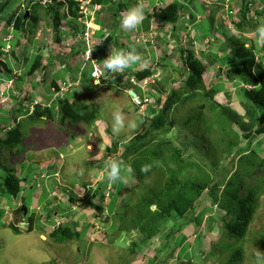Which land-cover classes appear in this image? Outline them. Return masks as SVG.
Listing matches in <instances>:
<instances>
[{"label":"rangeland","instance_id":"374dc122","mask_svg":"<svg viewBox=\"0 0 264 264\" xmlns=\"http://www.w3.org/2000/svg\"><path fill=\"white\" fill-rule=\"evenodd\" d=\"M76 1H78L81 6H85L86 2L81 1L80 3L79 0ZM114 1L115 4L112 2L114 5V12L108 4L109 1L102 7L104 9V14L112 16V14L115 13L118 18L117 21L121 18L119 15L120 11H127L126 8H129V6L131 7V5L133 6L138 4V0ZM121 1L127 4L126 8H119L118 5ZM208 2L212 3L210 0H193L192 4H185L186 10H190L187 16L189 20L190 15H194L195 17L199 16L198 18H200L196 26V37H199L198 39L200 41H195V48L198 50V55L200 52L202 55L206 56L210 54L212 55L213 53L216 55L217 51H220V48L211 50L209 45H207L208 42L201 39L202 37H208L213 40L215 35L219 38L218 43L228 45L224 39H226V37H230L234 38V40L240 39V41L244 43L249 50H251L252 46L256 49H260L261 46L255 43V36L253 35V32L257 28L255 27V24H264V15L257 17L254 11L255 17H250L252 24L247 28L244 27L239 32L235 31V33H233L234 30H224L221 28L220 23H218L217 20L213 23L207 17L206 9L208 10L210 7V4H207ZM263 6L264 4H261V7ZM38 7H40V5H38ZM90 7L93 11L92 14L96 12L93 5ZM31 9L32 8L28 6L27 10L23 11L25 15L24 17H26L27 11H32ZM59 9L61 12L66 11V6L60 7ZM87 9L89 8H86L85 12H87ZM111 12L113 13L111 14ZM92 14L89 19L90 23L92 19H94ZM41 17H44L43 20H47L49 16L42 11ZM189 22L190 21L187 20L186 24H189ZM210 23L213 24L210 25ZM117 25H119V23ZM173 25L175 26L176 24ZM5 27L4 22L0 23V50L1 48H5V46H7V43L3 41V38L7 34ZM169 30L171 31L172 29L169 28ZM98 32L99 31H97V34ZM178 34L182 36L184 31H179ZM241 34H243V36H240ZM12 35L16 39H13L8 44L12 46L13 50H17L19 48L16 42L17 39H21L23 42L26 40V43L28 41L27 37L26 39H24V37L21 38V34L19 32H13ZM129 35V31L123 29L122 39L130 41ZM181 39L182 37H180V40ZM158 40L161 42L162 38L160 37ZM180 40L179 42L181 43ZM212 40H210V44L211 42L216 41ZM111 42L112 41L110 39L109 43ZM131 42V47L135 48L137 53L138 51H141L139 53L140 57H148L146 68L142 67L140 69H151L153 72L152 78L149 82H146L149 84L146 88L148 89V93L150 92L151 85L154 89H163L165 93L162 97L164 96L165 98L171 92V89H174V86L177 88L183 85L181 76L177 71L176 61L170 60L169 62H171V64H166L165 62L164 65L160 64V61H153L154 63H149V61L154 60L155 53L153 52V49L151 47L149 49L144 48V46L141 47V45L136 46L135 44L138 43L135 39L131 40ZM145 45L149 47L150 43L147 42ZM36 46L35 48H37ZM28 47H30L29 41L24 46V49ZM131 47H127V51H129V49L131 50ZM262 47L264 48V46ZM160 48L164 47L160 46ZM24 49H22V52L24 51L25 53H21L20 56H22L23 59L29 57L25 62L22 63L21 60L17 59L15 61L11 60V63H14L15 65L10 68V72L7 71L5 67L0 66V72L2 74L9 72V75L12 77L7 80L2 74L0 75V118L4 117L3 120L0 119V123H3L4 126H6V128L0 131V137H3L2 133L11 128V124L14 122L11 121V119L13 120L14 118H16L15 124H17L21 133V143L17 149L11 152L7 150L4 154L2 153L0 155V165L3 167L0 168V176L4 177L5 175H8V170H12L13 172L18 171L19 176L23 177L21 196L18 197V200L21 201L24 198L23 202H21L25 207L29 208V214L37 213L38 209V216H40L46 215V213L50 210H54L67 219H74L75 222L78 224L80 223L79 225L85 226L86 223H90L93 225V231L89 233L84 232L80 226L77 229V231L83 236L80 240H67L66 242L59 244L49 238V234L38 230L39 228H44L42 220L39 218L35 222L33 231H27L26 229L28 226L25 223H22L18 224L20 234H16L9 227H7V222H10V216L8 213L10 212V209H14L16 205L13 204L12 198L5 197L3 198L4 200H0V264L129 263V259L132 257L131 247L141 243L144 239L143 236L138 230L130 232L123 230L111 231L110 228L113 223L124 221L120 219L119 210L124 204V200H126L129 196V189L135 185L134 177L131 176L130 173L127 174L125 171V174L122 171L126 182L110 184L106 181V185H104V179L101 180L98 177L99 170L103 168L106 160L116 159L122 161L121 155L123 152V146H126L129 140H131L137 132L141 131V126L146 122V118L149 113L145 111L146 107H135L133 105L135 103V99L130 97L129 92H127V86H129L127 80L119 86L111 84V86H108L107 90L104 87H100L98 89L91 88V82L88 79L90 65H82L83 63L80 62L78 69L71 73L76 74V72L80 70L79 72L82 73L81 78L83 79V82L80 84L81 94L85 93V96L89 97V99L87 100V98L83 97L81 100L79 99L75 102H79L83 105L86 104L88 107L90 106L89 103L91 101H95L99 104L97 110L98 114L95 121L91 125L82 122L78 124V122L73 123L69 119L63 120L61 116L58 117V114V116H55L53 121L42 119L33 122L29 120L26 116V114L30 111L27 106L28 102L24 103L23 101H25L26 98L22 97L23 99H21V96H19L20 92L18 86H20L21 89H25V92L27 93L25 95L27 96L34 92L32 96H41L43 100L50 101L51 99H54V89L51 86V80H56L60 77V75H63L66 70L62 73L58 72L49 76L44 74L45 71H37V69L33 74L28 75L27 72L29 71V64L32 59H35V55L30 54L29 51ZM232 49H234V46ZM104 50L105 49L100 50L101 53L99 54V58L102 61L105 59L106 54ZM116 51H118V48ZM47 55V51H44L43 56L45 57L41 58L42 61L40 65H46L45 61L47 60L45 58ZM217 56L219 57V54ZM5 58L6 56L4 58L0 57V60L4 61ZM201 60L203 62H208L205 58H201ZM261 60L260 64H256L254 66L255 75L262 70L264 57H262ZM212 61L213 59L209 57V62ZM138 65L140 64L137 63L132 66L134 67ZM173 65H175V68ZM214 65L216 66L217 64L215 63ZM221 68L222 69L220 70L219 67H214L212 70H209L205 76V84L208 89L212 88V84L210 83L212 81V83H216L214 85L215 89L222 91L221 94L214 96L213 102L203 101L198 98L194 102H187L182 106L173 107L167 114L168 120L176 119V123L174 127L167 132L164 138L169 140L173 147L180 150L185 155V158L191 155L192 161L194 159L193 155H197L198 152L200 154V151L198 149H194L191 144H195L196 148L203 145V148L205 149L203 152H205L210 143L207 138L198 139L200 133L197 130V127L202 129L200 122L196 121L195 125L197 127L194 126L193 122H191L194 128L193 130H190L191 144L188 145L183 140L184 132H179V127L181 124L186 123V120L191 121V117L199 111L198 108L202 107L203 117L207 116L211 119L215 113L221 114V109H219L220 107H229L226 109H228V111L229 109L232 110L235 114L233 112L232 113L238 116L239 122H243L245 120L244 107L246 108V103L240 87L241 84L237 81L228 84L229 82L226 81L228 84L226 86L227 89L224 88L226 82L223 83L222 81L227 80L228 67L222 65ZM217 71L219 73L221 72L222 76H219ZM131 88H133V90L140 96L141 93L138 87ZM155 96L159 97V94L155 93ZM21 100L23 104L19 106V101ZM55 105L57 110H60V103ZM115 107H120L125 112L127 118L135 122L137 125L134 129H126L120 134L119 138L112 136L110 130H106V134H108L107 136L104 135V128L111 124L110 111ZM159 108L160 106L153 107L156 111H158ZM258 116L260 118L264 117V110H259ZM100 119L105 120L106 124L98 125L96 122ZM194 120L195 119H193V121ZM234 130L238 132V137H240L241 140L234 151L228 152L222 146L214 147V145H212V147H210V151L214 149L217 152H213L204 163L197 162L206 169V172L211 176V178L214 176L210 169L211 165H213L212 168H215L218 171H223L230 167V172L227 175V177H229V174L231 171L236 169V165L238 163V157L234 154L238 149H247L248 151L245 152L246 155H250L249 149H255L259 153L257 160L264 157V133L260 136H256L251 144H247L241 138L242 132L240 131L237 123L234 126ZM196 138L197 140H195ZM209 141H213V139L210 138ZM263 170L264 168L260 169L257 172V176L245 183L246 185L250 184L252 186L256 185V183L263 185L259 186V193L257 195V197H259L257 199L258 207L254 214L253 221L248 225V231L243 240L233 241V239L228 238L227 233L223 228H225L224 223L228 222L229 219L223 221L219 218L221 211L215 210L216 207L210 202L205 203V207H210L212 209V213L209 214L207 211L202 210L204 209V205H199V207L197 206L195 213L191 212V219L193 220L195 215H198L200 211L202 214L201 226H196L197 224L193 223L192 226L189 225L190 227L184 228L182 232L177 234L173 242V247L176 248L175 254L171 257L162 258V264H201L203 260V264H220L228 259L230 252L233 249L242 250V261L239 264H258L257 255L259 252L264 254V241H261V236L264 235V183L258 180L260 173ZM99 183L103 189L101 190L100 195L95 196L94 192L96 187L100 185ZM244 187L245 185L241 186L242 197H244L247 193V189ZM64 194L65 201H63ZM69 196L74 200L75 197L77 198L76 202L71 206L68 204L70 199ZM90 200L94 205H97L102 200L104 216H101V218L104 219L109 217L110 219H108V225L101 223L98 219H95V217L90 214L91 212H82L79 209V207L81 208ZM106 203L108 211L105 208ZM18 205H20V202ZM72 206L74 210L70 208ZM113 207L114 209L112 211ZM151 209L153 210L154 207H151ZM110 211L112 212L109 213ZM209 217L215 218L216 221L211 227ZM35 218H37V216ZM104 233H107L105 237L103 236ZM183 238L186 239L182 241ZM154 240L153 242L151 240L149 244L150 247L147 248L143 254H139L138 259L144 258V255H147V253L154 249ZM127 241H131V243L128 244L126 243ZM217 243H220V245L215 249V245ZM227 244H231L232 247L225 248L224 245L227 246ZM134 251L139 252V249L135 247ZM198 251L208 253V255H204L205 258L201 257L200 259H195L194 253H197ZM166 252L167 251L164 253ZM164 253L162 255H164Z\"/></svg>","mask_w":264,"mask_h":264},{"label":"trees","instance_id":"16d2710c","mask_svg":"<svg viewBox=\"0 0 264 264\" xmlns=\"http://www.w3.org/2000/svg\"><path fill=\"white\" fill-rule=\"evenodd\" d=\"M53 1L55 5L48 6L47 4H42L43 0H0V21L4 22L6 27H13V32L23 33L27 27L29 29L27 32L33 34L38 29L42 28L39 25V16L41 11H44V13L50 17V20L45 24L48 26L52 25V30L55 31L58 29V25L63 17L59 9L63 2L59 1V3H57V0ZM108 1L110 0H92V3L103 4ZM188 1L189 0H186V2ZM244 2L243 5L236 7L239 8L238 12L240 19L236 23V28L239 30L251 25V18L249 19V17L252 14L250 11L252 8H250L249 5L252 4L253 7H256L258 3L260 5L264 4V0H244ZM67 3L71 9L69 11L70 14L72 16L76 15L79 3L76 0H67ZM219 3L224 4V0H220ZM20 4H24L27 8L28 6L32 8V11H28L29 15L27 17H24L23 11H20L19 14L14 11L16 6ZM220 4H210L209 9H206V11H208L207 17L213 23L221 16L218 7L221 6ZM38 5H40V7H38ZM27 8L25 10H27ZM180 14V6L176 3H172L154 11L153 16L159 21L174 24L179 20ZM256 15L257 17L263 16L264 7L258 9ZM195 22L196 20L193 18L189 23L193 25ZM213 23H210V25ZM196 26L195 24L194 27L196 28ZM225 42L228 45L223 43L219 44L218 42L211 44V48L213 49H217V47L220 48L219 50L222 49L221 53H219V57L215 54H210L208 56L202 55L201 52L200 57H195L192 52H188L185 58L183 57V52L180 53L179 58L176 57L177 61L181 60L183 63V67L178 69L184 82L183 85H181L179 89H173L165 98L164 96L162 97L164 92L162 90H157V92H159V99L157 101L160 106L159 110L156 111L148 108L147 112L149 115L146 118V122L148 123H143L141 131L137 132L126 146H123L121 160L124 162L125 167L122 171L123 173H125V171L127 174L130 173L131 176L134 177L135 185L129 189V196L124 200V204L119 210L120 219L125 222L120 221L119 223H113L110 230H123L128 232L138 230L144 238L141 243L131 247L132 257L129 259L130 262L126 264H162V258L173 256L176 250V248L173 247V242L177 234L182 232L184 228L190 227L189 225L192 226L193 223H196V226H201L202 214L200 211L198 215H195L193 220L191 219V212L195 213V209L197 206L199 207V205H204V209L202 210L211 214L212 209L210 207H205V203L210 202L216 207L215 210L221 211L219 218L223 221L229 219L228 222L224 223V227L227 231V237L230 239L243 240L248 231V225L253 221L254 214L258 207L257 199L259 197H257V195L259 193V186L263 184L256 183V185L252 186L250 184L246 185L245 183L257 176V172L264 168V157L257 160L259 153L255 149L251 150L248 148L250 155H246L245 152L248 151L247 149H238L234 153L238 157V163L236 169L231 171L232 174H229V177H227V175L230 172V167L223 171H218L212 168L213 165H211L210 169L214 174L213 178H211L206 172V169L201 166V164L197 163H204L213 152H217L214 149L210 151L212 145H214V147L222 146L228 152L235 150L241 141L240 137H238V132L234 130L236 123L242 132L241 138L247 144L253 142L256 137V131L264 125V117L260 118L258 116V111L264 110V64L262 65V70L255 75L253 72L255 60L252 53L254 48L252 47L251 51L247 49L242 42L230 37H226ZM231 46H234V49H232ZM11 54L16 58L13 50ZM209 57L213 59V61L215 60V62H209ZM41 58V56L35 57L32 64L29 66L28 75L33 74L41 66ZM201 58H205L208 62H203L200 60ZM218 61L220 65L222 64L228 67V82L237 81L242 86V94L246 103V108L244 107L245 120L239 122L238 116L234 115L235 113L232 110L229 109L228 111V109H226L229 107H220L221 114L215 113L211 119L207 116V118L203 117L202 107L198 108L199 111L191 117L192 120H186V123L181 124L179 127V132H184L183 140L188 145L191 144L190 130H193L194 126H196V121L200 122L202 129L196 126L200 133L198 139L207 138L210 143L205 152H203L205 150L203 145L196 148L195 144H191L194 149L200 151V154L197 151V155H193L194 159L192 161L191 155L185 158V155L180 150L173 147L171 142L164 138L167 132H169L176 123V119H172L173 121L168 120L167 114L173 107L182 106L187 102H194L198 98L203 101L213 102L214 96L222 91L215 89L214 84L211 89H208L205 84V76L211 69L210 67L212 64ZM0 64L10 72V66L8 64L5 65L1 62ZM9 72L4 74L0 72V75L2 74L4 78L9 80L12 78ZM217 74L219 73L217 72ZM149 75L150 71L146 69L136 74V77L139 81H142ZM122 79L123 76L121 74H115L111 78V83L119 86L121 85ZM227 85L226 83L224 88L227 89ZM247 86H250V89H248ZM18 88L19 91L23 92L20 86H18ZM28 98L29 100L36 99L32 94L29 95ZM39 100L40 103L34 106L33 113L27 116V118L33 122L42 119L53 121L56 112L60 114L63 120L69 119L73 123L83 122L89 125H91L97 117L98 107L96 105L86 108L85 105L79 102L70 103L69 100L65 99L60 103V110L55 111L54 109L50 110L49 108L42 107L40 104L43 99ZM0 119L3 120L4 118L2 117ZM193 119L195 120L193 121ZM11 121H14L13 124H11V128L2 133L3 137H0V155L7 150L10 152L16 150L21 143V133L17 124H15L16 118L13 120L11 119ZM191 122L194 123V126ZM4 128H6V126L0 123V131ZM210 138H212L213 141H209ZM195 140H197V138ZM145 165H152L150 171H142ZM0 168H3L2 165H0ZM129 168L131 171H129ZM8 171V175L4 177L0 176V200L9 197L14 199V202H18V197L21 196L23 177H19L18 171ZM258 180L264 183V170L260 173ZM106 181L107 179H104V185L107 184ZM242 185H245L244 188L247 189V193L244 197L241 196ZM102 189L103 187L101 184L97 186L95 196L100 194ZM63 198V201H65V194ZM69 198L68 204L71 206L76 202L77 198L75 197V200L70 196ZM23 199L21 201H23ZM151 207H154V209L152 210ZM105 208L108 211L107 203ZM79 209L82 212H91L90 214L93 215L95 219L108 225V219L110 218H101L104 214L102 200L97 205H94L90 200L81 208L79 207ZM113 209L114 207L112 211ZM53 212L54 210H50L46 215L39 217L40 220H42L44 228H39L38 230L44 233L49 232L50 226L55 218ZM209 218L211 227L216 221L215 218ZM35 222L34 213H26L25 215L22 207H17L13 211L10 223L8 222V227L14 233L20 234L18 224L26 223L28 225L26 230L31 232L34 230ZM73 222H75L74 219H68L66 225H61L58 229L51 231L49 233V238L59 244L67 240H80L83 236L76 230L78 224L73 225ZM82 227L84 232L89 233L93 231V225L90 223H86L85 226ZM106 235L107 233L103 234L104 237ZM154 239H157L156 242ZM185 239L186 238H183L182 241ZM151 240L152 242L154 240V249L147 253V255H144L145 259H138L139 254H143V252L150 247L149 244ZM261 241H264V235L261 236ZM219 245L220 243H217L215 249ZM135 247L139 249V252L134 251ZM224 247L230 248L232 245H224ZM165 251L167 252L164 253ZM163 253L164 255H162ZM204 255H208V253L198 251L194 253V258H205ZM241 261L242 250L233 249L228 259L220 264H239ZM203 263L204 260L201 264Z\"/></svg>","mask_w":264,"mask_h":264},{"label":"clouds","instance_id":"9594fccd","mask_svg":"<svg viewBox=\"0 0 264 264\" xmlns=\"http://www.w3.org/2000/svg\"><path fill=\"white\" fill-rule=\"evenodd\" d=\"M59 1L60 2L62 1L63 2V4L61 5V7L66 6V9H65L66 11H62L61 12L63 14V17L61 18V22L59 23L58 29L55 30V32H57L58 34H62L64 31H66L65 27H63V22L66 19H69V17H71L74 20H77L79 23L82 24L81 27H83V30L79 34H77L76 37H77L78 43L83 46V50H82V53L80 55L81 59H83V62L85 64H89L90 65V69H89L90 71H89V74H88V78L92 82H95L94 83V85H95L94 88H97L98 89L100 87L101 88L104 87L107 90L109 85L110 86H111V84L114 85L113 83H111L112 82L111 81V78L115 74H120L121 73V75L123 76V79H122L121 84H123L124 81L127 80L128 81V84H129V86H127V92H133V93H135V97H132V98L135 99V103L133 104L135 107H138V106H142V108L143 107H146L145 108V111H148V108L154 110L153 107L159 106L158 105V102H157L158 99H159V97H156L155 96V93L158 94L159 92H157V90H160V89H158V88L154 89V87L151 86V85H150V92L149 93L147 92L148 89H146L149 86V84H147L146 82H149V80L153 76L152 70L149 69L150 75L147 76L142 81H139L137 79L136 74H138V73H140V72H142L144 70L138 71L135 75H132L131 77H130L129 73L125 71L126 69L130 68L132 65L136 64L137 62H139L141 60V57L136 52L135 48H132L129 51H114L113 52L111 50V54L110 53L105 54V57H107V58L103 60V63L99 59V56L97 54V52H98L97 48H99V51L102 50V49H105L106 40L105 41H101L99 43V47H97L98 46V43H97V39H96V29L94 27V25H96L95 24V19L96 18L94 17V19H92V21L90 23L89 19L91 18V14L93 12L92 11V8L90 6L93 5V7L96 9V12H99L100 11V8H101V10L103 9L102 6L105 5V3H103V4H94V3H92V0H79L80 3H81V1L86 2L85 3V6H81V4H79V6H78L79 7L78 8V12H76V15H73L72 16L70 14V12H69L71 9L68 6L67 0H57V3H59ZM176 1H182V4L180 5ZM210 1H212V3H209L208 2L207 4H213V5H217V3L220 4L219 3L220 0H210ZM192 2H193V0H189L188 2H186V0H174V1H172V2L169 3V4L176 3L181 8V14L179 16V20L174 23V24H176L175 26L173 25V23L159 21L158 19H156L153 16V13L154 12H152V17L154 18V21L155 22L156 21H159V22L163 23L164 24L163 26L167 27V29H166L167 31L165 33L163 32L162 33L163 35H161V34H159L157 32V30L152 31L150 29L151 31L149 30V32L147 34L143 35L140 38L141 42H143L142 45H144V47H146L148 49L151 47L153 49V52L156 51L158 49V47L160 48L161 44L163 43V45L165 47V51L162 52V55L165 54V56L162 57L161 60H159L160 61V64L164 65L165 62H166V64H171V62H169V61L170 60H174V61L177 62V64H176L177 71H178V69H180V68L183 67L182 61L181 60L177 61V59H176V57L179 58L181 52L184 53L183 54V57L184 58L186 57V55L188 54V52H192L195 55V57H198V56L200 57V55H198V50L195 48V44H196L195 41H197V40L200 41V40L198 39L199 37H196L197 36V34H196V28H193L194 25L195 24L197 25L198 21L200 20V18H198L199 16L195 17L194 15H190V20H193V18H195L196 22L193 25L190 24V23L189 24H186V21L189 18H187L188 14H186V12H185L186 11L185 4L188 3V5H190V4H192ZM224 3L225 4H220L221 6H218L219 7V11L221 13V16L217 18V22L220 23V26L223 25V26H221V28L224 29V30L225 29L226 30L227 29L228 30H234L233 33H235V31L236 32L241 31L242 29L239 30V29L236 28V23L240 19L239 18V12H238L239 11V8H236V7L243 5L245 3L244 0H238V1H235V0L234 1L233 0L232 1L231 0H224ZM42 4L43 5H46L47 4L48 6L55 5L53 0H43ZM158 4H159V6L155 7V9L153 11H157V10H159V9L164 8L165 6H167V5L162 4V3H158ZM126 6L127 5H125L123 8H126ZM259 6L260 7H258V9L264 7V6L261 7L260 4H259ZM249 7L252 8L250 10L251 13H252L251 14L252 17L251 16L250 17L251 18H254L255 17L254 16V11L256 13L257 6L256 7H253L252 4H250ZM26 8L27 7L24 4H20V5L16 6V8L14 9V11H16L17 14H19L20 11H24ZM86 8H89V9H87V12H85V9ZM126 9H127L126 12L121 13L122 16H121V18L119 20V26H120L121 29H124V30H127V31L131 32V31H134V30L138 29L142 25L143 21L146 18V13H145V10H144L143 6L142 5H139V4L133 5L132 7L129 6V8H126ZM96 12H94L92 15L95 16V13ZM187 12H189V11H187ZM28 15H29V12L27 11L26 17ZM180 19H181L182 22L185 23L184 34L182 36L179 35V34H177L175 36H171L172 30L174 29V31H175V30L178 29L177 26H178V22L180 21ZM49 20H50V17H48V21ZM0 23H3V22L0 21ZM86 24H88L90 31L93 32V34H92V41L94 42V44L92 46H89V47H87L86 42L84 40V33L86 32V29H87V25ZM250 24H252V23L250 22ZM257 25L258 24H255V27H257V28L254 30L253 35L255 36V43L257 45L261 46V47H260V49H256L254 46H252L254 48L252 53L254 55L255 65L256 64H260L261 61H262L261 58L264 57V51H263V47H262V46H264V24H260L258 26ZM169 28H171L172 30L170 31ZM44 29H45V27H44ZM50 29H52V25L49 26V30ZM193 29H194V31H193ZM5 30H6L7 34L3 38V41L7 43V46H5V48H1V50H0V57H3L4 58L6 56V58H5L4 61H1L0 60V62L3 63V64H5V65L8 64L10 66V64L12 62L11 60L15 61L16 58H17V60L19 59L18 56H17L18 49L17 50H15V49L13 50L12 46H10L8 44L13 39H16L12 35V33H13V27H11V26L5 27ZM28 30L29 29L26 27L25 30H24V32L23 33H20L21 34V38L24 37V39H26V37H27L28 40H29V36L30 37H33L35 35L34 38L35 37H39L42 34L43 28L38 29L33 34L31 32H27ZM161 30H164V29L162 28ZM45 31H46V29H45ZM164 36H166V37L163 38L162 41L160 42V40H158V39L160 37L162 38ZM240 36H243V34H241ZM240 36H238V37H240ZM180 37H182L181 40H180ZM174 39H175V41H174ZM202 39H204V41H207L208 42L207 45H209L210 49L213 50V48H211V44H213L214 42H211V44H210V40H212V39H209L208 37L207 38H203L202 37ZM62 40H63V37H62ZM179 40L181 41V43L179 42ZM213 40H216L215 43L218 42L219 38L217 37V35L214 36V39ZM235 40L240 41V39H235ZM21 41H22L21 39H17V41H16L17 42V45L19 47L21 46V43H20ZM147 42L150 43L149 47H147L145 45V44H147ZM156 42H157V45H156ZM178 44H179V46H178ZM245 47H246V45H245ZM252 47H251V51H252ZM246 48L248 49V47H246ZM12 50L14 51V55H15L16 58H14L13 55L11 54ZM86 52H88V53H86ZM255 54H257V55H255ZM90 58H95L97 60V65L99 66V68L101 70V75L98 78H96V79L91 76V73L93 71V66H92V63L90 62ZM41 61H42V59H41ZM153 61H155V58H154V60H151L149 62H153ZM214 62H215V60H214ZM214 64H212V66L210 67L211 68L210 70H212L214 67H216ZM216 64H217V62H216ZM0 66H2V65L0 64ZM173 66L175 68V65H173ZM218 67L221 70L222 69L221 68L222 67V64L221 65L219 64ZM10 68H12V67L10 66ZM40 68H41V66L38 68V70ZM253 72H254V68H253ZM220 73L218 75L219 76H222V73L221 74ZM181 79H182V77H181ZM226 81L228 82V80H223L222 82H226ZM233 82H235V81H233ZM210 83L212 85L213 84L214 85L216 84V83H212V81ZM230 83H232V82H229L228 84H230ZM182 84H183V79H182ZM131 87H134V88L135 87H138L139 90H140V93H141L140 96ZM240 87L242 88V86H240ZM173 88L174 89H179L180 86L177 87V88H175V87H173ZM247 88L250 89V86H247ZM22 91L23 92L19 91L20 92V95L19 96H21V99H23L22 97H25L26 98V99L24 98L25 99V101H23L24 103L25 102H28L27 106L30 109V111L26 114V116H28V115H31L33 113L34 106L36 104L40 103L39 102L40 100L39 99H35V100L33 99L34 101L33 100H29L28 96L25 95L27 93L24 90H22ZM162 91H163V89H162ZM171 91H172V89H171ZM61 92L62 91L56 92L54 90V99L53 100L51 99L49 102H47V104L42 101L40 105L42 107H44V108H49L50 110L51 109H54L55 111H57L56 106H53L52 104H53V101L55 100V98H60V93ZM219 94H221V93H218L217 95H219ZM22 95H25V96H22ZM60 99H62V98H60ZM65 99L66 98L58 101V104L61 103L62 101H64ZM23 102H22V100L19 101V106H21L23 104ZM89 104H90L89 107H91L92 105H96L97 107L99 106V104H97L95 101H91ZM84 105L86 106V108H89L86 104H84ZM27 111H28V109H27ZM55 116L60 117V114L56 112ZM110 119H111V124L108 125V126H106L104 128V135H106V136L108 135V134H106V130H110V133H111L112 136H114L116 138H119L120 134L122 132H124L126 129H134L137 126L135 122H133V121H131V120H129L127 118L125 112L120 107H115L114 109H112L110 111ZM96 123L98 125H105L106 124L105 120H103V119L98 120ZM260 135H262V134H260ZM260 135H255V136H260ZM3 154H4V152H3ZM124 167H125V165H124V162L123 161L116 160V159H108V160L105 161L103 168L99 170V177L98 178L101 179V180L107 179V181L110 184H116V183H119V182H126L124 180V177L122 176V169ZM151 167H152V165H145L143 167L142 171L148 172V171H150ZM129 171H131L130 168H129ZM19 177H21V176H19ZM98 195H100V194H98ZM2 200H4V199H2ZM19 202H20V205H18ZM22 202L21 201L14 202V199H13V204L16 205V206H15L14 209H10V212L8 213L9 216H10V218H9L10 221H11V218H12L13 211L17 207H22V209L24 207L25 208L24 214L25 215H26V213L29 214V208L25 207ZM70 208L72 210H74L73 206L70 207ZM38 213H39V210L37 209V213H34L35 214V217L36 216H37V218H39L40 216L42 217V215L38 216ZM53 215L55 216L54 222L50 226V230H49V232L47 234H49L51 231H53L55 229H58L59 227H61V225L62 226L63 225H66V222L68 221L67 218H65L63 215L59 214L56 211L53 212ZM102 216H104V215H102ZM5 218H6V216H5ZM37 218H35V219L37 220ZM8 222H7V227H8ZM20 224H22V223H20ZM77 224H78L77 222H73V225H77ZM79 224L77 226L78 227L81 226V228L83 229L82 225H79ZM78 227H77V229H78ZM223 229L225 230V228H223ZM226 233H227V231H226ZM232 239H233V241L235 240L234 238H232ZM126 243L130 244L131 241H127ZM227 245H229V244H227ZM257 260H258V264H264V254H262V253L259 252V254L257 255Z\"/></svg>","mask_w":264,"mask_h":264},{"label":"crops","instance_id":"0c3cea01","mask_svg":"<svg viewBox=\"0 0 264 264\" xmlns=\"http://www.w3.org/2000/svg\"><path fill=\"white\" fill-rule=\"evenodd\" d=\"M172 1H174V0H168V1H166V0H138V4L142 5L144 10H145L146 18L143 21L142 25L138 29L129 32L130 33V35H129L130 41H125L122 39L123 29H121L120 26L117 25L119 23V21H117L118 20L117 15H115V13L112 14L114 12L113 3L115 4V1L110 0L108 2V4L113 9V12H111L112 16H110L109 14L108 15L104 14L103 13L104 9L101 10V8H100V11L96 12L95 16H94L96 18L95 19L96 25H94V27L96 29V39H97V43H98L97 47H99V43L101 41L106 40L104 52L106 54L107 53L111 54V50L114 52V51H116L117 48H118V51H127V47H131V44H132L131 40H133V39H135L136 42L138 43V44H135L136 46H138V45H141V47L144 46V45H142L143 42H141L140 38L143 35L147 34L150 29L152 31L157 30V32L159 34H162L163 32L165 33L167 31L166 30L167 27L163 26L164 25L163 23H161L159 21H156L157 22L156 23L154 21V18L152 17V12H154L153 10L155 9V7L159 6L158 3L168 5ZM176 2L180 5L182 4V1H176ZM125 5H127V4L123 3L121 1L118 6L120 8V7H124ZM131 7H132V5H131ZM258 7H259V3L257 5V10H258ZM125 11L126 10L119 12V15L122 16L121 13H124ZM187 11L190 12V10L187 9L185 11L186 14L189 13ZM207 13H208V11H206V14ZM39 17H40V24L39 25H40V27L43 28L42 34L39 37H35V38H34L35 35L33 37L29 36L28 41H29L30 47H28L26 49H24V46L28 43V41H27V43H26V41H24V42L21 41L20 42L21 46L19 47V49L17 51L18 58L22 61V63L25 62L29 58V57H26V59H23V57L20 56L21 53H23V54L25 53L24 51L22 52V49L29 51L30 54H34L35 57H37V56L45 57V56H43L44 51H47L48 55L45 58L47 60V61H45L46 65L42 64L41 68L38 71L43 70V71H45L44 72L45 75L51 76V75H54L58 72L62 73L66 70L65 73H63V75H60L59 78H57L56 80H54V79L51 80V86L54 88V90L56 92L62 91L60 93V98H62V99L66 98L67 100L70 101V103L75 102L76 100H79V99L81 100V98H83V97L87 98V100H88L89 97H86L85 93L81 94L80 84L83 82V79L81 78L82 73L79 72L80 70L78 72H76V74L71 73V72H74L76 69H78V65L80 62L83 63L82 65H85V63L83 62V59H81V57H80L82 50H83V46L78 43V40L76 37V35L79 34L83 30L81 27L82 24L79 23L77 20H74L71 17H69V19H66L63 22V27H65L66 31H64L62 34H58L57 32H55L52 29L49 30V26L45 24L48 22V18H47V20H43L44 17H41V13H40ZM111 21H112V23H111ZM115 26H116V29H115ZM44 27H45L46 31H45ZM177 27H178L177 30L174 31V29H173L171 36L177 35L179 33V31H184L185 23L182 22L180 19ZM162 28L164 30H161ZM193 28H195V27H193ZM97 31H99L98 34H97ZM62 37H63V40H62ZM165 37L166 36L162 37V39ZM110 39L112 41L111 43H109ZM35 46L37 48H35ZM161 46L164 47L163 43ZM144 48H146V47H144ZM217 48H219V47H217ZM97 50H98L97 54L99 56L101 51H99V48H97ZM163 51H165V47L164 48L158 47V49L156 51H154L155 62H157V61L159 62V60H161V58L165 56V54L162 55ZM140 52L141 51H138V54ZM218 53H221V50L217 51L216 55H218ZM199 55H201V54H199ZM106 58L107 57H105V59ZM147 59H148V57L147 58L141 57V60L139 62H137L140 65L134 66V67L131 66L130 68L126 69L125 71L129 73L130 77L132 75H135L138 71H141L140 69L142 67L146 68L145 65H146V62L148 61ZM32 62H33V59L31 60L29 65H31ZM102 63H103V61H102ZM219 64H220V62L218 61L216 67H218ZM14 65H15L14 63L10 64L11 67H13ZM73 65H74V69H73ZM88 74H89V72H88ZM89 81L91 82V88H94L95 82H92L90 79H89ZM54 83H55V86H54ZM23 90L25 91V89H23ZM27 90H28V88H27ZM33 93L34 92H32V94ZM34 98L42 99L41 96H35ZM60 98H55V100L53 101L54 106H56L55 104H58V101L62 100ZM43 102L47 104V102H49V101L43 100Z\"/></svg>","mask_w":264,"mask_h":264},{"label":"built area","instance_id":"2783aa9c","mask_svg":"<svg viewBox=\"0 0 264 264\" xmlns=\"http://www.w3.org/2000/svg\"><path fill=\"white\" fill-rule=\"evenodd\" d=\"M86 25H87V29H86V32L84 33V40L86 42L87 47H89V46H92L94 44V42L92 41L93 32L90 31L88 24H86ZM86 53H88V52H86ZM90 62L92 63V66H93V71L91 73V76L96 79L101 75V70H100L99 66L97 65V60L95 58H90Z\"/></svg>","mask_w":264,"mask_h":264},{"label":"water","instance_id":"95a60500","mask_svg":"<svg viewBox=\"0 0 264 264\" xmlns=\"http://www.w3.org/2000/svg\"><path fill=\"white\" fill-rule=\"evenodd\" d=\"M129 96H131V97H135V93H133V92H129ZM264 133V126L260 129V130H258L257 132H256V135H260V134H263ZM23 210H25V208L23 207Z\"/></svg>","mask_w":264,"mask_h":264}]
</instances>
